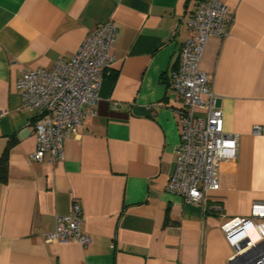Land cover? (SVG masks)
Wrapping results in <instances>:
<instances>
[{"label": "crops", "instance_id": "1", "mask_svg": "<svg viewBox=\"0 0 264 264\" xmlns=\"http://www.w3.org/2000/svg\"><path fill=\"white\" fill-rule=\"evenodd\" d=\"M221 1L231 25L208 39L200 68L239 145L203 205L166 190L183 104L169 80L195 0H0V264H233L222 225L264 202V0ZM106 21L118 27L115 62L97 103L82 106L64 159L34 160L35 111L24 107L18 80L71 59ZM73 199L90 242L45 241Z\"/></svg>", "mask_w": 264, "mask_h": 264}, {"label": "built area", "instance_id": "2", "mask_svg": "<svg viewBox=\"0 0 264 264\" xmlns=\"http://www.w3.org/2000/svg\"><path fill=\"white\" fill-rule=\"evenodd\" d=\"M183 21L191 35L181 47L169 80L183 99L178 110L181 140L166 190L204 205L206 193L220 188L222 163L238 156V135L225 130L219 97L208 73L200 68L208 39L224 38L232 19L225 2L195 0ZM117 34L113 21L100 23L71 59H59L51 68L23 71L17 87L24 107L35 111L31 122L36 138L34 160L54 163L64 159L65 139L84 123L82 106L97 103L102 79L114 65L112 47ZM83 223L82 203L73 199L70 210L57 217L56 227L45 241L87 245L91 238ZM222 230L234 247L233 264H264V202L253 203L250 215L231 218Z\"/></svg>", "mask_w": 264, "mask_h": 264}, {"label": "trees", "instance_id": "3", "mask_svg": "<svg viewBox=\"0 0 264 264\" xmlns=\"http://www.w3.org/2000/svg\"><path fill=\"white\" fill-rule=\"evenodd\" d=\"M0 179L6 181L7 179V158L4 157L0 163Z\"/></svg>", "mask_w": 264, "mask_h": 264}]
</instances>
